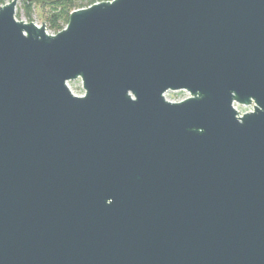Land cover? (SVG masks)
Instances as JSON below:
<instances>
[{
    "label": "water",
    "instance_id": "95a60500",
    "mask_svg": "<svg viewBox=\"0 0 264 264\" xmlns=\"http://www.w3.org/2000/svg\"><path fill=\"white\" fill-rule=\"evenodd\" d=\"M18 1L0 264H264V0H105L54 34Z\"/></svg>",
    "mask_w": 264,
    "mask_h": 264
},
{
    "label": "rangeland",
    "instance_id": "374dc122",
    "mask_svg": "<svg viewBox=\"0 0 264 264\" xmlns=\"http://www.w3.org/2000/svg\"><path fill=\"white\" fill-rule=\"evenodd\" d=\"M10 0H0V6L9 2ZM89 0H76L78 6H85ZM94 2L105 1V0H91ZM52 0H36L31 6L24 5V2L19 0L15 9V18L17 20L32 21L37 25L44 24L46 32L49 34H54V31L49 27L48 17L52 13L53 5L50 3ZM70 91L75 95H80L83 93L81 83L79 79L69 81L67 83ZM189 94L187 92L177 90V91H167L164 93V97L169 101H178L186 98ZM239 113H244L247 111V106L238 105L236 106Z\"/></svg>",
    "mask_w": 264,
    "mask_h": 264
},
{
    "label": "trees",
    "instance_id": "16d2710c",
    "mask_svg": "<svg viewBox=\"0 0 264 264\" xmlns=\"http://www.w3.org/2000/svg\"><path fill=\"white\" fill-rule=\"evenodd\" d=\"M36 0L23 1L24 5L28 7L31 6ZM94 3V1L89 0L85 6ZM53 5L52 13L48 17L49 27L54 31V33L61 30L68 20L69 13L76 8L85 7L78 6L76 0H52L50 3Z\"/></svg>",
    "mask_w": 264,
    "mask_h": 264
},
{
    "label": "built area",
    "instance_id": "2783aa9c",
    "mask_svg": "<svg viewBox=\"0 0 264 264\" xmlns=\"http://www.w3.org/2000/svg\"><path fill=\"white\" fill-rule=\"evenodd\" d=\"M81 83V82H80ZM83 93H81L80 95H82ZM179 101V100H178ZM234 105H235V107L237 106V104L236 103H234ZM247 111H250V110H252V104L251 105H249V106H247ZM247 111H245V112H247ZM239 112V111H238ZM239 114H242V113H239Z\"/></svg>",
    "mask_w": 264,
    "mask_h": 264
}]
</instances>
